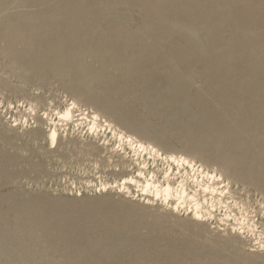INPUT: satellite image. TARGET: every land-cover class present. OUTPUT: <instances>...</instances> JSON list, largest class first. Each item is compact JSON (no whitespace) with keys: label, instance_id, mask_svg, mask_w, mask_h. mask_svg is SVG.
<instances>
[{"label":"bare ground","instance_id":"6f19581e","mask_svg":"<svg viewBox=\"0 0 264 264\" xmlns=\"http://www.w3.org/2000/svg\"><path fill=\"white\" fill-rule=\"evenodd\" d=\"M54 83L264 195V0H0V93L30 104L26 89ZM11 135L0 119L14 149ZM19 159L0 151V190L24 177ZM25 194L0 196V264H253L202 224Z\"/></svg>","mask_w":264,"mask_h":264},{"label":"rangeland","instance_id":"374dc122","mask_svg":"<svg viewBox=\"0 0 264 264\" xmlns=\"http://www.w3.org/2000/svg\"><path fill=\"white\" fill-rule=\"evenodd\" d=\"M55 87L52 84L49 93L26 89L30 104L10 92L0 93L3 128L14 130L11 137L16 140L14 149L0 142V151L5 157H19L14 172L24 174L13 186L1 189L0 196L26 193L87 210L144 208L150 214L167 215L171 227L176 220L205 225L211 236L229 240L234 250L238 247L239 259L264 264V195L225 177L217 166L181 154L174 149L175 141L168 140L167 149L159 147L114 126L87 103L73 108L74 99ZM38 96L45 106L32 101ZM32 104L38 107L37 119ZM152 127H158V122L153 121ZM53 132L55 141L50 138ZM175 233L182 238L188 234ZM232 237L236 239L231 241ZM3 257L8 256H0L1 262Z\"/></svg>","mask_w":264,"mask_h":264}]
</instances>
